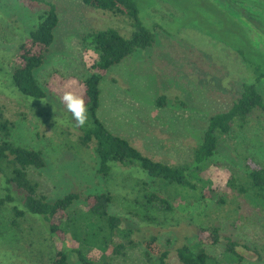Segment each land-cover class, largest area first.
I'll list each match as a JSON object with an SVG mask.
<instances>
[{"label":"rangeland","instance_id":"1","mask_svg":"<svg viewBox=\"0 0 264 264\" xmlns=\"http://www.w3.org/2000/svg\"><path fill=\"white\" fill-rule=\"evenodd\" d=\"M163 1L153 8L155 0H138L139 19L153 31L154 42L103 72L98 82L96 114L108 131L126 139L144 156L176 165L191 160L207 117L226 110L238 97L243 79L253 76L252 69L244 68L241 57L232 49L215 42V49L211 48L212 40L179 27L194 21L214 38L241 47L251 63L254 56L258 62L260 57L253 56L248 45L235 42L238 30L233 21L208 0ZM47 2L55 6L58 22L53 42L34 75L49 92L44 99H34L16 90L9 73L19 42L34 27ZM170 12L179 17H169ZM105 28L123 37H129L134 29L125 15L91 8L81 0H0V106L14 124L9 140L41 152L44 166L26 168L28 178L36 184V193L52 201L77 192L79 199L72 207L81 206L82 198L89 194L109 193L108 212L119 217L121 228L131 230L132 244L125 245L122 254H109L105 264H148L142 240L150 236L167 251L166 264H179L175 249L195 241L200 229H204L205 250L215 257L223 256L226 238L246 247H235L240 255L236 263L222 257V264H264V209L238 196L216 205L217 194L210 190L216 181L209 178V170L201 175L211 182L210 188L208 184L201 187L205 196L193 199L178 188L181 199L177 202L169 200L141 169L110 162L105 176L96 174L93 142L84 148L78 145L80 131L53 91L69 76L81 79L87 75L86 57L91 51L83 50L81 37ZM262 65L260 70L264 72ZM259 90L264 99V81ZM160 95L165 97L161 107L155 102ZM243 156L264 166V110H254L241 128L220 137L211 160L238 177L245 171ZM192 182L200 188V181L193 178ZM142 185L166 199L169 208L144 206L137 197ZM167 190L171 192L169 187ZM13 192V203L17 204L18 196ZM3 193L0 175V198ZM13 203L0 205V264H48L61 243L49 237L38 216L14 217L10 210ZM237 216L240 220L236 222ZM213 225L218 227L215 243L208 236V228ZM67 264H78L75 254L69 255Z\"/></svg>","mask_w":264,"mask_h":264},{"label":"trees","instance_id":"2","mask_svg":"<svg viewBox=\"0 0 264 264\" xmlns=\"http://www.w3.org/2000/svg\"><path fill=\"white\" fill-rule=\"evenodd\" d=\"M24 1L39 2L40 0ZM158 1L164 2L155 0L156 6H152L153 8L158 6ZM208 1L215 5L230 22L233 21L238 30L235 42L239 45H248L250 52L253 56L260 57V61L258 62L254 56L255 62L251 63L244 56L241 47L212 36L211 40L215 43L229 44L231 49L241 57L244 68L252 69L253 76L250 75L243 79L238 97L231 102L226 110L215 112L207 117L201 137L192 148L189 162L169 165L144 156L126 139L108 131L96 114L99 95L98 82L103 72L135 50L146 49L154 42L153 31L149 30L139 19L138 0H81L82 4L91 8L115 15H125L132 20L134 29L129 37H123L112 28L84 34L81 37L82 48L85 51H91V54L86 57L87 75L81 79L69 76L66 83L60 85L53 93L57 96L60 104L65 107L66 105L62 101L65 91H73L84 96L89 108V120L83 127L76 126L80 131L77 143L84 148L90 141L93 142L96 174L105 176L110 170V162H116L122 167L132 166L141 169L146 176L153 180V184L158 189L164 191L169 200L177 202L181 199L177 191L178 188L186 190L187 196L193 199L199 200L204 197L201 187L203 184L204 186L208 184L210 188L211 182L202 179L201 175L209 170V178L216 181V186L210 189L217 194L216 205L222 206L229 198L238 196L263 210L264 166L252 158L243 156L245 171L237 177L233 176L221 163L212 161L211 158L216 151L220 137L227 135L233 128H241L248 115L254 110H264V99L259 90V86L264 81V72L260 70L264 64V53L255 47L257 40L251 39L245 28L246 26L252 27V25L244 21L235 11L227 13L213 1ZM46 5L47 8L38 16L34 27L19 42L14 55L13 67L9 73L11 83L16 90L22 95L34 99H44L49 92L44 85L38 83L34 70L43 63L45 53L53 42V30L58 22L55 6L49 2ZM170 7L181 16V12L176 7L171 5ZM153 11H147V14H156ZM169 17L177 18L179 16H173L170 12ZM186 25L202 28L194 21ZM164 99V95L158 96L155 101L157 106H163ZM179 103L183 104L181 101ZM13 126V122L4 116L0 106V175L3 179L4 190L3 196L0 198V205L4 202L13 203V191H15L18 202L17 204L13 203L10 208L12 215L20 217L23 214H31L42 219L49 237L61 243L62 246L54 251L48 264H67L71 253L75 254L78 264H105L109 254H122L125 245L132 244L131 230L121 228L119 217L108 212L111 200L109 193L89 194L82 198L81 206L77 207H72L79 199L77 192L65 193L52 201L37 194L36 184L28 178L26 168L39 169L44 166L41 152L13 144L9 140ZM223 174L227 176L223 177V180L219 179ZM193 178L200 181V188L195 182H192ZM167 187L171 192H168ZM137 197L144 206L169 208L166 199L143 185L139 188ZM234 220L237 222L240 217L237 216ZM11 223L13 224V222ZM203 230L200 229L195 241L190 244H182L175 249L179 264H222V257L230 263H236L240 259L235 247L245 246L238 245L229 238H226L221 258L209 254L204 247ZM208 230L211 243L217 242L218 227L213 225ZM142 243L144 245L143 254L148 264H166L167 251L161 250L156 245L155 237L145 238ZM108 250L110 252L107 254ZM91 251H96L99 255L94 256L90 253Z\"/></svg>","mask_w":264,"mask_h":264},{"label":"flooded vegetation","instance_id":"3","mask_svg":"<svg viewBox=\"0 0 264 264\" xmlns=\"http://www.w3.org/2000/svg\"><path fill=\"white\" fill-rule=\"evenodd\" d=\"M216 5L220 6L221 9L227 13L236 12L244 21L252 25V27L246 26L249 37L254 38L256 41L257 48L264 53V0H211ZM182 15V14H181ZM195 25L181 26L179 30L185 29L194 34L203 35L208 41L211 40L212 36L209 31H205L203 28H194ZM254 31L255 33H253ZM209 36V37H208ZM252 41V40H251ZM213 42V41H211ZM253 42V41H252ZM223 48H229V44L219 42ZM214 42L211 44V48H214ZM215 49V48H214Z\"/></svg>","mask_w":264,"mask_h":264},{"label":"clouds","instance_id":"4","mask_svg":"<svg viewBox=\"0 0 264 264\" xmlns=\"http://www.w3.org/2000/svg\"><path fill=\"white\" fill-rule=\"evenodd\" d=\"M62 101L66 105L68 112L71 113L76 126L83 127L89 120V108L84 96L73 91H65Z\"/></svg>","mask_w":264,"mask_h":264}]
</instances>
